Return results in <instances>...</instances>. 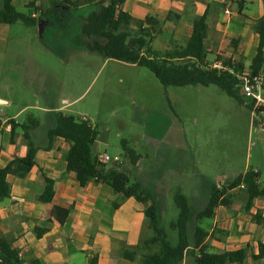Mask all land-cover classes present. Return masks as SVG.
Masks as SVG:
<instances>
[{
  "label": "rangeland",
  "instance_id": "374dc122",
  "mask_svg": "<svg viewBox=\"0 0 264 264\" xmlns=\"http://www.w3.org/2000/svg\"><path fill=\"white\" fill-rule=\"evenodd\" d=\"M41 6L45 10L44 0ZM16 9L28 11L20 4ZM86 10L70 11L71 19L64 12L45 11L41 27L11 26L6 49L0 51V98L11 102L0 106L2 119L18 114L22 125L32 116L40 123L37 138H43L52 110L61 108V114L96 131L93 152L98 157L106 154L131 164L125 142L141 157L127 174L156 197L169 235L174 234L169 224L178 216L174 195H184L200 210L210 184L221 187L252 170L264 186V128L253 123L247 100L239 103L213 85L163 86L146 68L87 51L79 41ZM15 132L24 134L22 127ZM242 194L232 201L242 202ZM244 207L236 214L250 220ZM257 209L264 214V208ZM210 222L202 221L208 231Z\"/></svg>",
  "mask_w": 264,
  "mask_h": 264
},
{
  "label": "crops",
  "instance_id": "0c3cea01",
  "mask_svg": "<svg viewBox=\"0 0 264 264\" xmlns=\"http://www.w3.org/2000/svg\"><path fill=\"white\" fill-rule=\"evenodd\" d=\"M42 1L14 0L13 4L26 7L34 3L38 7ZM44 1L46 10L48 4L47 0ZM76 1L80 9L89 8L88 0ZM122 11L136 20L153 18L162 22L159 30L154 28L151 32L153 39L150 44L153 50L160 52L169 49L171 43L183 46L190 36L192 22L205 16L208 26L205 40L209 53L207 60L216 68H222V61L243 60L246 69L257 53L259 37L253 26L264 17V0H126ZM46 12L51 13L49 10ZM34 16L37 18L40 14L34 13ZM43 19H38L37 26L41 27ZM11 26L0 24V51L6 49ZM2 104L8 107L11 102L0 98V106ZM60 109L52 110L49 125ZM17 115L7 119L0 117V135L5 139L3 144L0 143V169L14 158L24 157L28 150L24 136L11 132L9 121L20 124L15 119ZM37 129L30 134L38 147L35 165L24 178H9L10 195L0 200V238L9 240L23 264H32L33 261L40 264H135L142 252H138L134 262L126 260L122 254L135 250L152 236L144 213L145 206L133 198L114 193L102 182L91 181L80 187L76 174L66 167L64 157L69 144L60 138L49 142L48 128L43 138H37ZM140 159L135 165L124 161L121 165L111 163L105 167L128 173L138 166ZM45 177L54 183L50 203L39 200L45 189ZM138 182L143 184L141 180ZM157 182L155 180L153 185ZM240 192L233 194V198ZM242 195V202L236 203L234 199L228 207L215 209L209 231L215 234V238H208L205 242L213 253L243 250L244 264H264V260L253 259L258 254V244L264 243V221L259 224L255 220L256 215H261L257 207L264 208V199L253 201L248 211L250 220H246L236 214L247 201L246 193ZM54 208L68 210L63 224L51 217ZM261 218L264 220V214ZM187 262L193 264V260L187 261V256L180 264Z\"/></svg>",
  "mask_w": 264,
  "mask_h": 264
},
{
  "label": "trees",
  "instance_id": "16d2710c",
  "mask_svg": "<svg viewBox=\"0 0 264 264\" xmlns=\"http://www.w3.org/2000/svg\"><path fill=\"white\" fill-rule=\"evenodd\" d=\"M14 0H0V24L13 25L18 22L27 27H36L38 19L45 16V11L53 13L64 12L71 19L70 11L80 9L76 0H47L48 9L36 7L34 3L26 6L27 13L19 12L13 4ZM126 0H88L89 8L85 16L80 18L81 24L80 45L89 52L101 55L105 60H114L128 65L148 69L163 86H216L228 97L243 102L240 86L235 76L244 67L243 60L233 62L222 61V68H216L207 60L209 55L205 47L208 26L205 16L192 22L190 36L183 46L171 43L169 49L160 52L151 48L152 31L160 29L161 21L146 18L136 20L122 11ZM55 11V12H54ZM34 13L40 14L35 17ZM60 14V13H59ZM259 37L256 56L251 61L249 69L256 72L264 67V17L257 20L253 26ZM220 61V59H216ZM11 132L22 127L24 139L28 150L24 157L14 158L0 169V200L8 198L11 185L9 178H24L35 165L37 146L30 136L31 131L37 129L39 121L28 117L24 124L9 121ZM264 128V124L262 126ZM47 140L60 138L70 146L65 155L66 167L74 172L80 187H85L91 181L107 184L114 193L125 198H133L145 206V216L148 227L152 232L149 239L142 241L135 250L125 251L122 256L134 262L138 252H142L139 261L135 264H180L187 255H190L194 264H244L245 252L243 250L226 251L221 254L213 253L206 239L215 238V234L202 226V221L210 220L217 207H228L233 196L229 191L240 184H244L243 191L247 195L244 210L248 212L257 198L264 199V188L257 184L258 174L252 170L238 175L233 180L217 187L209 186V195L205 206L194 210L184 195H174V202L178 209L175 221L170 222L169 233L162 226V216L159 202L156 197L147 191L138 181L131 182L130 175L116 168L106 169L93 152L96 142V131L86 122L79 121L73 116L55 114L54 122L47 129ZM123 151L131 164L135 165L141 158L134 150L125 146ZM45 189L39 200L50 203L54 194V183L44 178ZM68 216V210L54 208L51 217L63 224ZM257 223L264 220L261 215L255 216ZM254 261L264 260V243L258 244V254ZM0 260L2 264H23L16 250L5 238H0ZM32 264H40L33 261Z\"/></svg>",
  "mask_w": 264,
  "mask_h": 264
},
{
  "label": "built area",
  "instance_id": "2783aa9c",
  "mask_svg": "<svg viewBox=\"0 0 264 264\" xmlns=\"http://www.w3.org/2000/svg\"><path fill=\"white\" fill-rule=\"evenodd\" d=\"M240 86V92L243 99L247 100L248 108L254 124L260 127L264 124V67L260 70L253 72L251 69L246 68L241 72L235 74ZM83 121L85 119L83 118ZM101 164L107 165V163L119 164L121 161L118 157L110 158L108 155L97 157ZM254 173L258 174L257 171ZM257 184L261 185L259 178L256 179ZM262 186V185H261ZM219 187V184H217ZM264 188V186H262ZM246 186L240 184L239 186L231 189L229 193L231 195L240 191H244ZM0 264H2L0 260Z\"/></svg>",
  "mask_w": 264,
  "mask_h": 264
}]
</instances>
